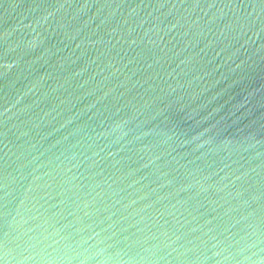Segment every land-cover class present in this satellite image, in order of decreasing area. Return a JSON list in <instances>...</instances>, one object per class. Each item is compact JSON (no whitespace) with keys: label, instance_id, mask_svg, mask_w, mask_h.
<instances>
[{"label":"water","instance_id":"water-1","mask_svg":"<svg viewBox=\"0 0 264 264\" xmlns=\"http://www.w3.org/2000/svg\"><path fill=\"white\" fill-rule=\"evenodd\" d=\"M0 264H264V0H0Z\"/></svg>","mask_w":264,"mask_h":264}]
</instances>
